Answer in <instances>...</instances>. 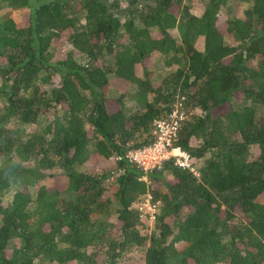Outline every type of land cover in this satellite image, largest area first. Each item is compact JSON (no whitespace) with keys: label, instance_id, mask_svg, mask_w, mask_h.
Masks as SVG:
<instances>
[{"label":"trees","instance_id":"obj_1","mask_svg":"<svg viewBox=\"0 0 264 264\" xmlns=\"http://www.w3.org/2000/svg\"><path fill=\"white\" fill-rule=\"evenodd\" d=\"M141 1L0 0V264H264V0ZM177 97L199 175L145 173Z\"/></svg>","mask_w":264,"mask_h":264},{"label":"built area","instance_id":"obj_2","mask_svg":"<svg viewBox=\"0 0 264 264\" xmlns=\"http://www.w3.org/2000/svg\"><path fill=\"white\" fill-rule=\"evenodd\" d=\"M183 100V97H177L170 112L155 120V137L150 144L131 149L126 153V159L136 164L145 173L161 168L164 162L171 159L176 166L199 175L191 165L192 156L180 146L175 145L182 122L187 116ZM146 199V203H140L138 206L140 216H142L144 207H147L149 218L153 220L158 202H153L150 195H147Z\"/></svg>","mask_w":264,"mask_h":264},{"label":"rangeland","instance_id":"obj_3","mask_svg":"<svg viewBox=\"0 0 264 264\" xmlns=\"http://www.w3.org/2000/svg\"><path fill=\"white\" fill-rule=\"evenodd\" d=\"M145 2H146L145 0L141 1V4H144ZM189 4H190V6L195 7L197 12H200L201 3L199 1L191 0L189 2ZM125 7H126L125 3L121 4V8H125ZM244 7H245V4L242 1H240V0H230L228 2V4L225 7L222 8V12L223 13H227L229 15H240ZM25 11H27V9H24L22 11H20V10L19 11H15L14 14H13V17L19 22V21L24 19V16L26 14ZM198 43H199V46L202 45V41L201 40ZM161 65H162V61L160 60L159 56L155 55L154 56V65H153L154 71H153L152 78L158 79V77H160L159 75L163 74V69H161ZM128 108H129V111H134L136 109V106L129 102L128 103ZM191 162H192L191 165L194 167V169L196 171H198L199 168L201 167L202 163H203V158H194V157H192ZM89 165L92 168H94V169L98 168L100 166H105V164L100 162L98 159L90 160ZM198 173H199V171H198ZM50 181L52 182L53 179L49 180V182ZM146 198H147V196H146ZM146 198L140 203H146L147 202ZM147 210H148L147 207H144L142 216H140L141 217V224L138 226V228L143 234H146L147 236H150V233L154 230V228H153V220L150 219L149 217H147V215H148L147 214L148 213ZM143 250H144V247H141L137 251L132 252L131 255H133L134 258L139 260V258L143 254Z\"/></svg>","mask_w":264,"mask_h":264}]
</instances>
